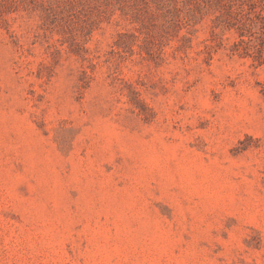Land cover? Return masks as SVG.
<instances>
[{
    "label": "rangeland",
    "instance_id": "rangeland-1",
    "mask_svg": "<svg viewBox=\"0 0 264 264\" xmlns=\"http://www.w3.org/2000/svg\"><path fill=\"white\" fill-rule=\"evenodd\" d=\"M0 264H264V0H0Z\"/></svg>",
    "mask_w": 264,
    "mask_h": 264
}]
</instances>
